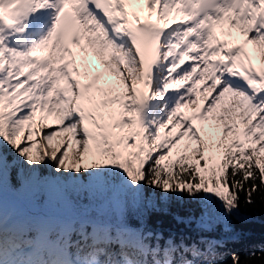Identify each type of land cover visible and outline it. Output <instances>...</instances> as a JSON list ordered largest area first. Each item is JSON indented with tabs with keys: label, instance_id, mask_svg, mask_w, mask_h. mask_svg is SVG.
Returning <instances> with one entry per match:
<instances>
[{
	"label": "snow or ice",
	"instance_id": "snow-or-ice-1",
	"mask_svg": "<svg viewBox=\"0 0 264 264\" xmlns=\"http://www.w3.org/2000/svg\"><path fill=\"white\" fill-rule=\"evenodd\" d=\"M173 202L193 234L150 223ZM249 206L264 0H0V264H264Z\"/></svg>",
	"mask_w": 264,
	"mask_h": 264
},
{
	"label": "trees",
	"instance_id": "trees-1",
	"mask_svg": "<svg viewBox=\"0 0 264 264\" xmlns=\"http://www.w3.org/2000/svg\"><path fill=\"white\" fill-rule=\"evenodd\" d=\"M189 207L173 202L167 211L161 209L151 212L150 223L153 227L163 230L165 235H168L169 230L177 234H193L194 225L181 224L175 219L177 215H188ZM232 226L234 239L229 243V248L243 253L264 246V206L242 208Z\"/></svg>",
	"mask_w": 264,
	"mask_h": 264
},
{
	"label": "rangeland",
	"instance_id": "rangeland-1",
	"mask_svg": "<svg viewBox=\"0 0 264 264\" xmlns=\"http://www.w3.org/2000/svg\"><path fill=\"white\" fill-rule=\"evenodd\" d=\"M95 66H99L98 63L95 65ZM78 155V153H77ZM9 203H12V202H18V203H26V200L24 197H21V196H15L13 194H9L8 197H7Z\"/></svg>",
	"mask_w": 264,
	"mask_h": 264
}]
</instances>
